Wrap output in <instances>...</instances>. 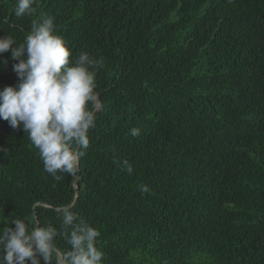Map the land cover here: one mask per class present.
I'll use <instances>...</instances> for the list:
<instances>
[{"label": "trees", "instance_id": "16d2710c", "mask_svg": "<svg viewBox=\"0 0 264 264\" xmlns=\"http://www.w3.org/2000/svg\"><path fill=\"white\" fill-rule=\"evenodd\" d=\"M16 4L0 0V38L18 46L52 16L70 59L104 65L75 176L46 173L0 119V234L51 224L67 253L56 210L72 205L99 230L103 264H264V0H36L22 17ZM14 63L0 54V90L19 82Z\"/></svg>", "mask_w": 264, "mask_h": 264}, {"label": "clouds", "instance_id": "9594fccd", "mask_svg": "<svg viewBox=\"0 0 264 264\" xmlns=\"http://www.w3.org/2000/svg\"><path fill=\"white\" fill-rule=\"evenodd\" d=\"M36 0H17L16 17L32 15ZM11 36L0 38V54L11 50L13 71L18 83L0 90V119L10 127L28 133V139L39 150L44 171L59 180L58 173L75 176L79 161L86 154L90 140L88 132L95 127L94 102L96 69L104 65L99 59L82 51L72 57L63 36L57 34L55 18L43 17L33 21L31 31L18 46ZM5 65L7 60L4 61ZM139 128L131 135L140 136ZM5 150V149H0ZM128 173L133 166L127 160L118 162ZM142 193H151L148 185L139 186ZM64 205L56 211L62 218L63 235L71 246L61 253L55 238L61 235L51 224L29 227L21 219H13L15 227L5 228L0 234V264H103V252L96 247L100 232Z\"/></svg>", "mask_w": 264, "mask_h": 264}]
</instances>
